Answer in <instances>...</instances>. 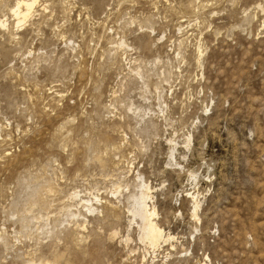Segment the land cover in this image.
<instances>
[{"label": "rangeland", "instance_id": "obj_1", "mask_svg": "<svg viewBox=\"0 0 264 264\" xmlns=\"http://www.w3.org/2000/svg\"><path fill=\"white\" fill-rule=\"evenodd\" d=\"M37 1L0 0V264H264V0Z\"/></svg>", "mask_w": 264, "mask_h": 264}, {"label": "bare ground", "instance_id": "obj_2", "mask_svg": "<svg viewBox=\"0 0 264 264\" xmlns=\"http://www.w3.org/2000/svg\"><path fill=\"white\" fill-rule=\"evenodd\" d=\"M37 2V0H18L16 4V10L14 11L16 16L18 17V23H22L30 17ZM148 191L149 189L146 188L144 191H141L139 198L136 197V204H138L139 207L134 210L135 215H138L142 221L141 225L143 230V238L145 240H148L152 246H156L160 243L161 239L164 238L163 230L154 221V216L156 215L154 211L155 209L152 210L147 205V199H149ZM198 206L196 205L194 210L198 209Z\"/></svg>", "mask_w": 264, "mask_h": 264}]
</instances>
